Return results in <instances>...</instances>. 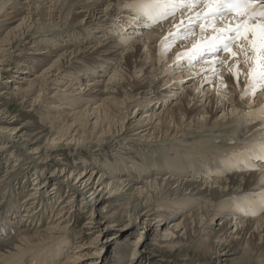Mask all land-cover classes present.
<instances>
[{
  "label": "bare ground",
  "instance_id": "obj_1",
  "mask_svg": "<svg viewBox=\"0 0 264 264\" xmlns=\"http://www.w3.org/2000/svg\"><path fill=\"white\" fill-rule=\"evenodd\" d=\"M253 6V11L251 5L242 15H235L224 9L221 0H0V31L4 32L0 38V77L17 60L13 71L19 73L20 81L13 84L10 94L21 99L31 97L34 104L45 97L50 85L58 82L59 75L81 72L80 76H86L85 72L96 73L98 67L105 72L114 64H117L114 68L123 67L129 72L147 64L146 70L155 71L168 65L165 72L178 64L176 53L188 59L207 56L201 58L207 61V65H221L211 78L212 85L205 87L214 89L207 108L198 106L196 101L204 99L200 87L209 78L199 77V81H194L192 89H187L185 96L178 101L181 106L169 110L168 115L151 113L155 104L149 103L156 101V96L151 95L161 93L158 85L152 84L153 79L130 84L128 88L123 82L114 80L103 86L101 93L104 94L99 95L107 97L102 98L94 110L84 108L65 115L55 114L56 119L63 117L66 129L70 127L73 133L68 130L70 135L67 132L62 135L60 131L57 140L49 137L52 139L42 146H39L40 137L35 140L23 138L27 136V122L7 128L2 124L4 113L0 112V152L11 147L8 151L18 154L17 161L42 174L50 165V155L62 137L74 140V146L80 149L91 146L84 143L89 136L91 140L96 138L94 140L102 146L106 134L114 128L112 135L109 132L110 139L132 141L131 137L123 135L130 130L111 114L107 102L122 105L128 111L136 95V106L148 109L145 114L151 113L144 118L146 125H150L147 135L137 134L136 142L159 155H145L147 157H142L145 162L140 164L129 156L130 150H126L123 152L126 157L115 158L116 165L105 164L110 171L107 175L101 173L94 180L93 172L87 176L88 171L83 175L82 171L78 176L75 174L77 179L72 182L70 178L60 179L56 174L53 178L56 181L51 186L55 192L41 191L39 180L33 184L35 190L23 198L24 192L14 198L13 192L8 190V198L4 199L10 182L5 184V180H0V237H6L0 239V264H77L79 260L85 264H104L111 248L105 246L101 255L103 261L99 262L92 256L104 247L97 241L100 232L87 243L82 242L85 239L82 231L71 236L69 254L60 262L63 254L60 249L64 247V241L70 240L74 208L85 209L88 213L87 219H91L87 220L88 234L102 221L107 222L105 229L125 221H128L126 226L132 224L134 229L119 234L124 240L116 242L113 252L115 255L121 251L123 258L116 256L113 264H200L197 261L199 255H204L209 264H264V95H258V102L254 104L240 101L244 98L242 93L249 91L245 84L252 87L256 85L255 81L264 78V70L250 77L254 70L264 67V0H256ZM153 8L171 12V16L152 23L149 15ZM7 9L11 12H6ZM14 21L18 22L13 24ZM66 36L69 39L63 43ZM224 36L234 39L240 36L243 42L236 41L223 53L224 48L233 43ZM27 39L35 45L25 47L22 42ZM173 39L180 40L170 46ZM17 49L19 51L14 53ZM116 56V63H108ZM82 61L87 64L85 69L80 67ZM102 76L103 73H99V77ZM77 80L82 79L77 77ZM107 80L111 79L102 82L107 83ZM225 84L229 86L225 87ZM164 94H160L163 100L166 98ZM72 97L63 96L62 99L73 101V104L80 100ZM83 97L97 98V95ZM228 106L229 111L226 110ZM218 107L223 108V116L220 121H214L212 114ZM120 108L117 114H121ZM200 109L202 115L210 113V118L195 121L193 118L183 123L184 117H193ZM126 112L121 114L124 122ZM48 116L45 120H52L49 129L62 120L57 122L52 115ZM169 151L171 156L162 162ZM122 173L124 176L120 177ZM157 173L160 177L154 176ZM164 174L166 176L162 178ZM113 177L117 179L106 183V179ZM63 189L69 196L62 201L63 196H56ZM18 198L20 201L16 202ZM201 198H205V204L194 209ZM180 199H187L188 207L187 201ZM176 204L181 205L179 209L174 208ZM123 207H126L125 211ZM20 211L21 218L17 222ZM170 218L172 223L165 227L164 219ZM43 219L47 220L40 224ZM216 219H221L217 229L213 226ZM34 220L38 221L36 225ZM138 225L142 226L139 232ZM157 227L163 232H158ZM136 232L139 235L129 244L128 236ZM140 233L151 235L147 243L155 245L147 246ZM107 239L110 238L105 241ZM179 246L184 252L186 249L193 252L194 258L185 253L183 256L188 258L178 262L148 252L149 249L160 252V247ZM27 253L33 254L26 256Z\"/></svg>",
  "mask_w": 264,
  "mask_h": 264
},
{
  "label": "rangeland",
  "instance_id": "obj_2",
  "mask_svg": "<svg viewBox=\"0 0 264 264\" xmlns=\"http://www.w3.org/2000/svg\"><path fill=\"white\" fill-rule=\"evenodd\" d=\"M88 1H91V0H88ZM253 9H255V6L252 5L250 10L253 11ZM9 11L11 12L10 9L6 10V12H9ZM68 20H69V18H68ZM17 22L18 21H14L13 24H16ZM61 23L62 22H60V24ZM10 25H12V22ZM130 31L132 32V30H130ZM132 33L134 34V32H132ZM3 34H4V32L0 31V38ZM128 35H131V34H128ZM241 38L242 37L238 36L236 39H234L232 41L233 43H232V45H230V47L232 48L233 44H235L236 41H238V40H239V42H243ZM68 39H69V37L66 36L64 38V40H62V42L65 43ZM168 40H171V39H168ZM179 40L180 39H173L170 46L175 44ZM22 44H24L25 47H30V46H32V44L35 45L34 43L31 42L30 39L23 41ZM77 46L81 47L82 45H77ZM20 47H22V45ZM231 48L228 47L227 49L223 50V53L227 52ZM34 49H35V47H34ZM18 51H19V49L14 50V53L15 52L17 53ZM210 54H213V53L210 52ZM206 57L207 56L200 57V58L198 57L196 59H188L187 56L182 54L179 57L178 54L176 53L175 58L177 59V61H179L178 64L174 65L172 68L168 69L165 72H163V71L166 70L165 68L168 67V65L164 66L162 68H159L158 70L155 71V70H151V69L146 70V68L148 66V64H147L146 66H142L138 70L136 69L133 72H129V71H126L123 67L119 68V69L114 68L117 65V64H114L113 66H108L105 72H102V70L100 69L101 67H98L95 70L96 73L85 72L87 74L86 76H80L81 72L78 74H73V73H71L70 75L66 74L65 76L59 75L58 76V78H59L58 82H55L54 84L50 85L48 90L45 92L46 93L45 97L41 98V100L39 99L38 101H36L35 104L31 101L32 100L31 97L21 99L20 96L16 97L15 95L10 94L11 91H13L12 90L13 84L20 81V79H18V77L20 76L19 73H16L13 71L17 66L16 65L17 60H15L14 64H11L10 69H8V71H6L5 74L2 77H0V92H2V91L5 92L4 94L0 93V112L4 113L3 116L1 117L2 122H3L2 124L6 125L7 128H12L14 126H18L20 124L27 122L29 124V126H27L26 130H25L27 136H23V138L24 139L32 138L35 140L36 137H40L39 146L45 145V143H47L48 140L52 139V138L49 139V137H53V139L55 137V139L57 140L59 137L58 135H60V133H61L60 131H62V133H61L62 135L63 134L66 135L67 133H68V135H70V133L71 134L73 133V132H70V127H68L66 129L67 125L64 124L66 122L63 121V117L59 118L60 117L59 116L56 119V115L58 116V114L65 115V114L72 113V112L74 113V112H78L84 108L94 110L95 108H97L99 106L102 98L107 97V95H99V94H104V93H101V89H103L104 85H107L108 83H111V81H114V80H115V82H118V80L123 82L126 85V87L128 88V87H130V84L132 86L135 83H137V84L139 82L145 83V82H148L151 79H153L152 84L158 85L160 92L165 93L164 95H166V98L163 100V98H161V96H160L161 93H155V94L151 95V97L156 96L155 97L156 101L153 100L151 103H149V104H155V106L151 110V113L157 114L160 112V114L165 113V115H166V113H167V115H168V113L170 112L169 110H172V109L174 110L178 106H181V102H178V101L182 97L185 96V91L187 89L188 90L192 89L191 84L193 85L194 81H199L200 79H203V78H209V80H205L204 83L200 87V91L202 92V94L205 95L204 99H202L201 101H199V100L196 101L198 106H202L203 108H207V106H210L209 99L212 96V94L214 93V89L209 90V89H205V87L212 85L211 78H213L216 71H218L221 68V65H219V64L207 65L206 64L207 61L204 62V59H201V58H206ZM93 61H95V59ZM116 62H117V56L114 58L113 61H108V63H110V64H113ZM86 65L87 64L84 63V61H82L80 63V67L82 69H85ZM115 69H116V72H114ZM260 70L261 71L264 70V67L261 66V67L257 68L256 70H254L251 73L250 77L254 76L257 72H260ZM146 71H148V72H146ZM152 72H155V73L153 74ZM99 73H101V74L103 73V76L101 78L99 77ZM123 74H124V76H123ZM77 77H78V79H82V80H77ZM199 77H200V79H199ZM102 78L103 79H111V80H107V83H106V81L102 82L103 81ZM263 82H264V78L255 81L256 85L252 86V87L246 86V84H245V88L246 89L249 88V91L242 93V94H244V98H241L240 101L246 100L248 103L250 101H252L253 104L257 103L258 102V95H260V96L264 95V89H263L264 83ZM20 85H22V84H20ZM54 86H56V87H54ZM228 86H229V84H225V87H228ZM24 87H25V85H24ZM57 87H59V88H57ZM56 89H60L59 92H57ZM252 90L254 92H253V94H250L252 92ZM91 94L97 95V98L83 97V95H89L90 96ZM62 95L65 96L66 98H70V96H74L71 99H75V98L79 97L80 100H78L76 104H73V101H65L64 99H62V97H63ZM59 97H61V98H59ZM136 97L137 96L135 95V97L133 98V102H130V107L128 108V111H127V108L124 109L123 108L124 106H122V105H116V104L111 105L110 103L107 102V106L109 107L111 114L116 119L120 120L122 122V124L125 125V128L130 130V131H126L125 133H123V135H125L126 137H131L132 141H124V140H121V138H118L117 140L116 139H114V140L110 139V136L112 135V129H114V128H112L109 131V132H111V135L109 132L106 134L107 137L104 138L102 146H99L98 142L96 140H94L96 138L91 140L90 136H89L88 141H86L87 140L86 139L84 141V143L86 142V143H88V145H91V146H89L88 148H81L80 149V148H76L74 146V140L70 141V139L66 140V139H64L66 137H62V140L61 139H60V141L58 140V143H56L57 146L54 148L53 153L50 155V165L46 168V171L42 174H40V172H38V170L35 171V169L32 167L27 168V164H24V162H21L19 160L17 161L16 159H17L18 154L14 151L13 152L8 151V149H12L11 147L10 148L9 147L4 148V150L2 152H0V176H1L0 180H5L6 181L5 184L10 182L7 187L11 188V189L8 188L6 190L4 199L8 198V190H10V192H13L12 196L14 197V195H16V198H17L19 192H24V194H22V198L24 196H27V194L31 190H35V189H32L33 187H35L33 184H36L37 182L39 183V180H41V184H40L41 185V191H45L46 193L55 192V189L51 190V186L54 184V181H56V180H53V178H54V176H56V174H57V176L60 177V179L65 180L67 177L68 179L70 178L69 180L74 182L77 179V176L79 175V173L84 171V172H82V175H83L88 171L87 176L89 175V173L93 172L94 180H96L101 173H104L105 175H107L110 172V171H108L109 169L107 168V166L105 164L109 163V165H110L111 163H113V165H116L117 163L115 164V162H114L115 158H117L119 156L126 157L127 154L123 153L126 150H130L129 152L131 154L129 153V156L130 157L133 156L134 160L137 162H140V164L142 162H145V159L144 160L142 159V157H147L145 155H150L151 157H158L159 156L158 153L154 152V150H152V152H151V151H149L150 149L148 147L142 146V145H144L143 143H137L136 142V140L138 139L137 134L139 136H141V134H142V136L147 135V131L150 129L149 128L150 125L149 124L146 125L147 120H145L144 118L148 117V115L151 114L149 112H147L149 114H145L146 110H148V109H146V108L141 109V108L136 106L135 101H134V100H136ZM25 100L28 102H26ZM66 102H68V104H66ZM32 104H34V105H32ZM57 104H59V106H57ZM178 104H180V105H178ZM120 106L122 107V108H120V110H122L121 114H124L126 111L129 112V114L126 112L127 118H126L125 122H124V120L121 119L122 115L119 113L117 114V109ZM162 107H163V110L161 109ZM201 109L193 117H189V118L187 116L184 117L183 123H186L193 118H194V121L197 119L202 120V118L203 119L210 118V116H211L210 113H205L202 115V113L200 112ZM59 110H60V112H56ZM101 110H102V107L100 108V111ZM167 110H168V112H167ZM222 110H223L222 107L216 108L214 111V115L212 114V116H213L212 120L220 121V119H222V116H223V114H221ZM226 110L227 111L231 110L230 106L226 107ZM46 113H47V115H46ZM50 115H52L51 117H53L54 120L56 119L57 122H58V120L60 121L62 119L60 121V123L58 122L59 124L56 123L57 127H55L56 125H54L52 129H49L52 127L50 124V122L52 120L51 121L49 119H46L47 121L45 120V117L46 116L50 117ZM219 116H220V118H219ZM83 118H84V116H83ZM167 118L169 120L168 116H167ZM138 120L140 121V123H137ZM93 121H94V119H91V122H93ZM142 124H145V125H142ZM58 125H60V126H58ZM61 125H63V128ZM116 126H117V124H116ZM171 126H172V124H171ZM106 128H107V126H106ZM145 128H147L146 131H142ZM48 129H49V132H48ZM63 130H64V132H63ZM68 130L70 133L68 132ZM86 130H87V128H86ZM135 132H138V133H135ZM128 133H130L131 135L129 134V136H128ZM132 133H134V134H132ZM52 135H54V136H52ZM89 139L91 140V142H89ZM0 142H1V139H0ZM93 143H95V145ZM171 154H172V152H170V151L168 153H166L165 156L163 157L162 162H164L166 159H168L171 156ZM57 158H59V159H57ZM146 160H148V159H146ZM121 163H120V165H121ZM18 165H20V166H18ZM129 165H130V163H128L127 166H129ZM122 166H123V164H122ZM54 170H55V172H54ZM113 176H115V175H113ZM119 176L123 177L124 173H122ZM154 176L160 177V175L158 173L155 174ZM165 176H166V174L162 175V178H164ZM117 177H118V175H117ZM112 179L115 180L117 178L113 177V178H110L108 180L106 179V183ZM140 179L143 180L142 178H140ZM119 180L121 181L122 179H119ZM106 191H107V189H106ZM68 196L69 195H65V189H63V190L58 191L56 197L57 198L62 197V201H63V200H65V198H68ZM105 196H107V194H105ZM101 197L102 196H100V198ZM1 199L4 200L3 198H1ZM104 199L107 200L106 198H104ZM8 200L13 201L14 199H8ZM180 200H186L187 201V199H180ZM19 201L20 200L18 198L16 200V202H19ZM52 201H53V199L51 201L49 200V203H51ZM205 201H206L205 198L199 199L197 202V206H194V209L201 207L202 204H205ZM186 204L188 207V201ZM189 205H191V204L189 203ZM180 206L181 205L176 204V206L174 208L179 209L178 207H180ZM125 208L126 207H123V211H125ZM75 209L76 208H74V212H72V221L70 223V228L72 229L71 230L72 232L70 234V240L64 241L65 242L64 247H62L60 249V252L62 251V253H63L61 259L59 258L60 262L68 256V254H69L68 251H69V249H71L72 237L74 236V233L78 232V231H82V233L84 234L85 239L82 242H87V243H89V241L96 234H98L100 232V236L97 238V241H98V244H101V246H104V247H102V249H100V253L94 254L92 256L94 258L97 257L99 259V262H100V260L103 261L104 256L102 258L101 255L103 253L102 251L106 248L105 247L106 245H108L111 249H109L107 251L108 256H107L104 264H113L114 259L117 260L116 256H118L119 259H120V256H121V258H123V254L121 253V251L116 252V254L114 255L113 247L115 246L116 242L124 240L123 238H120V236H119L121 231H131L132 229H134L132 227V224H129L128 226H126L128 224V221H125L119 226L108 227V229H105V224L107 222L104 223L105 221H102V223L97 224L98 227H95L94 229H92L93 232L88 234L86 232L87 226H88L87 225V220H88L87 214L88 213H85L86 212V211H84L85 209L84 210H75ZM219 209L221 212L222 209L221 208H219ZM223 210H226V208H223ZM21 211L17 214V222L21 218L20 217L21 213H22ZM95 214H98V212H95ZM262 215L263 214H261V216ZM178 216H180V215H178ZM46 220L47 219H43L42 221H40V224H42L43 222H46ZM89 220H91V219L89 218ZM164 220L166 222L165 227H167L168 225H170L172 223L171 218L168 220L167 219H164ZM219 220H221V219H216L213 223V226L216 229L218 228L217 224L219 223ZM10 222L12 223V220ZM37 223H38V221H35V220L33 221L34 225H36ZM141 228H142V226L138 225L137 232L141 231ZM157 231L163 232V230H161L160 227H157ZM137 232L134 233V235L128 236V242H130L129 244L133 243L132 240H135L137 238V236L139 235V233H137ZM110 236H113V238H111ZM117 236L119 238H117ZM140 237H141V240L144 239L147 246L155 245V244L147 243V242H149L151 235L145 236L144 234L140 233ZM1 238L6 239V237L5 238L0 237V239ZM105 238H110V239H107L105 241ZM19 243L24 244V241L23 242L19 241ZM90 248L93 249L95 247H90ZM182 249H183L182 246L173 247L170 249L165 248V247H160L159 248L160 252H155V251L152 252L151 249H149L148 252H150L153 255L158 256L162 259L166 258V259L175 260L178 262H181V261H179L181 259L188 258V256H183V254H185V253H188V255L190 254V257L194 258L193 252H187V249L184 252ZM131 250H132V248H130V251ZM31 254H33V253H27L25 255L30 256ZM113 255L115 257H113ZM147 256H151V255H147ZM200 256L201 255L198 256L199 260H197L200 264H209V263L205 262V260H204L205 256L204 255H202L201 257ZM77 264H85V262H83V260H79V261H77ZM134 264H138V263H134ZM143 264H145V263H143Z\"/></svg>",
  "mask_w": 264,
  "mask_h": 264
}]
</instances>
